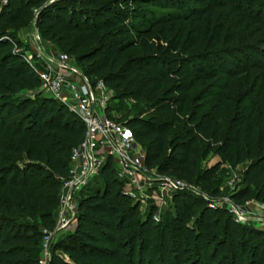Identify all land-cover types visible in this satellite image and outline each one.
Listing matches in <instances>:
<instances>
[{
	"label": "trees",
	"instance_id": "16d2710c",
	"mask_svg": "<svg viewBox=\"0 0 264 264\" xmlns=\"http://www.w3.org/2000/svg\"><path fill=\"white\" fill-rule=\"evenodd\" d=\"M214 2L8 0L0 12V264H40L43 231L54 230L71 153L85 136L81 119L63 103L22 95L40 90L42 81L9 30L32 8L41 38L84 65V79L113 88L119 110L134 105L126 122L115 119L144 147L149 170L219 197L222 165H247L232 200L264 202V73L190 98L200 82L220 75L227 58L264 57L256 46L234 45L246 24L264 30V0L218 1L225 17L213 16ZM212 151L222 163L203 169ZM95 184L79 202L75 232L54 245L49 264H159L149 258L154 239L172 225L183 241L168 249L163 264H264V229L236 223L190 190L174 193L172 217L156 222L155 206L136 219L139 205L124 194L112 161ZM189 242L194 256L185 249Z\"/></svg>",
	"mask_w": 264,
	"mask_h": 264
},
{
	"label": "built area",
	"instance_id": "2783aa9c",
	"mask_svg": "<svg viewBox=\"0 0 264 264\" xmlns=\"http://www.w3.org/2000/svg\"><path fill=\"white\" fill-rule=\"evenodd\" d=\"M70 60L67 54H61L52 59L53 65L48 66L46 70L37 71L42 81V88L64 104L68 102V94H70L73 103L71 109L85 126L84 140L71 153L69 176L62 181L55 231L68 229L73 220L77 221L78 197L91 180L101 176L110 161L114 164L118 179L125 185L124 194L135 200H139L144 195L145 185L151 182L149 178L151 173L156 172L146 167L145 151L139 150V144L131 128L107 115L109 98L97 96L100 90H106L105 84L100 81L97 83V88L94 89L89 82L70 81L69 77L74 73L70 71ZM97 89L99 90L97 91ZM157 180L159 181V194L155 197L154 219L159 222L162 206L169 201L172 202L174 193L192 189L193 185L173 177L159 176ZM230 202L227 200L226 206L212 204L210 206L223 207L233 216L236 223L251 226L254 219L248 217L239 206ZM261 208L264 211V203ZM262 222L264 224V221ZM43 233L44 241L40 264H48L51 260L48 248L53 232L44 230Z\"/></svg>",
	"mask_w": 264,
	"mask_h": 264
},
{
	"label": "rangeland",
	"instance_id": "374dc122",
	"mask_svg": "<svg viewBox=\"0 0 264 264\" xmlns=\"http://www.w3.org/2000/svg\"><path fill=\"white\" fill-rule=\"evenodd\" d=\"M217 2L213 3L212 6L215 5L214 10H212V14L214 17L217 16V14L221 13L219 12V8H216L217 3H219L221 0H216ZM219 1V2H218ZM187 5L191 7H198L197 4H190ZM8 6V0H0V12L4 10L5 7ZM148 9H154L158 11V13H164L160 9H156L155 7L148 8ZM177 11V10H175ZM36 15H38V10L35 8L28 9L24 12V15L18 19V21L15 23V25L9 30L10 33H12L15 42H18V46L20 45V48L18 47L17 50H19L21 53L26 55L28 61L34 65V67L38 71H43L48 68V66L53 65L52 59H55L57 56L61 54H67L70 57V71L73 73L69 77L70 81H80V82H88L89 79H84L85 72V66L80 64L78 60L75 57H72L68 52L63 51L59 49L53 42L48 40H43L37 31L35 24H36ZM163 15V14H162ZM227 14L226 12H222L221 16L225 17ZM247 30L244 33V35L241 36V39L237 40L235 42L236 47H242V49H247L248 46H256L259 51L264 52V30H255L257 28H254L253 30L251 28H248L249 26L246 24ZM249 49V48H248ZM245 53V52H244ZM226 63L223 64V66H218L220 68V75L215 77L214 79H211L209 81L200 82L197 87L191 91L190 98L195 97L199 94V92L204 88L208 86H214L216 85L218 88L221 87L222 90H224L223 87L229 89V86L231 85L232 81H241L243 82L248 77H255L256 75H261L264 73V57L261 55H253L250 56L248 54H241L237 57V59L227 58ZM233 61V63H232ZM230 62L232 67L230 66ZM219 65V64H217ZM255 68V69H253ZM234 69V70H233ZM249 70L248 74L244 73L242 75L236 74V77L231 80V78H227L228 76H233L230 73L232 72H239V71H246ZM90 82V81H89ZM229 85V86H228ZM94 89H96V85H92ZM106 86V85H105ZM99 89H97L98 91ZM216 90V89H215ZM218 90V89H217ZM96 91V92H97ZM40 93L44 97H48L51 99H54L57 103L62 102L60 99L56 98L54 95L49 93L47 90L41 88L38 91H26L23 92V96L34 98L36 94ZM100 95H97L99 97L106 96L109 98V101L107 103V107L111 108L112 112H110V117H114L116 119H121L123 122H126L128 118L132 117L134 115L133 111V104L128 105V110H119L121 107L119 102L115 101V91L113 88L106 86V90L102 89L98 92ZM97 93V94H98ZM68 102L64 105L69 108V110L73 112L71 109L73 103L70 99V94H68ZM263 100H264V94H263ZM201 148H206L205 144H202L200 146ZM139 150L145 151L144 147L139 145ZM222 163V159L215 153V151H212L209 153L207 159H205L202 162L203 169L210 168L216 164ZM247 168V165L240 166L239 168L235 170H230L228 165L223 164L221 167L219 180L221 181L220 184V192L221 195L214 196L212 192L205 191L204 189H201L200 187L193 186V188H189L190 191L193 193H196L199 197L204 198L205 200L209 201L212 205L217 206H226L227 200H230V203L235 204L236 206H239L241 210H243L248 217L254 219L253 223H251V226L257 227L260 229H264V224L262 221H264V211L262 210L261 206L264 202L256 201L254 199H250L245 201L244 203H236L232 200V196L235 191H238L239 188L242 186V180H243V174ZM151 182L147 183L145 185L144 195L139 198V200H135L134 198H131L133 201L137 202L139 205V211L136 213V219H144L150 210L152 206H155V197L159 194L158 186L159 181L158 174L156 172H152ZM98 178H95L91 180V182L88 184V186L85 188L84 192L81 193V195L78 197V201L80 202L81 198L84 194L88 193L91 189H94L96 186V181ZM124 192V191H123ZM62 193V188H61ZM130 198V197H129ZM61 199V195H60ZM225 203V204H224ZM156 207V206H155ZM58 209L54 213L55 220L58 217ZM79 212V210L77 211ZM166 213V214H165ZM173 207L171 206V202L169 201L167 204L163 205L161 208V216L166 215V218L172 217L173 214ZM168 214V215H167ZM164 215V216H165ZM78 214L76 215V217ZM77 221L73 220L70 228L68 229H60V230H50L53 232V237L51 240V244L49 246V252L52 257L53 253V247L54 245L64 239L68 234L74 233L77 227ZM176 226L172 225L168 229L167 233L170 235V238H168V235H165L164 233H159L155 239H154V248L152 252L150 253V257L153 260H155L159 264H163V262L168 258L167 251L168 249L173 250L175 252V248L178 245L179 241L182 240V235L180 232L176 230ZM44 241V238H43ZM191 243L189 242L186 244L185 249H189L190 255L194 256L195 251L193 248L190 247ZM49 264V263H48Z\"/></svg>",
	"mask_w": 264,
	"mask_h": 264
},
{
	"label": "crops",
	"instance_id": "0c3cea01",
	"mask_svg": "<svg viewBox=\"0 0 264 264\" xmlns=\"http://www.w3.org/2000/svg\"><path fill=\"white\" fill-rule=\"evenodd\" d=\"M100 95V94H99ZM145 155H146V152H145ZM76 228V227H75Z\"/></svg>",
	"mask_w": 264,
	"mask_h": 264
}]
</instances>
